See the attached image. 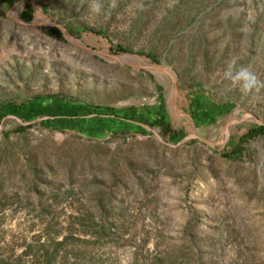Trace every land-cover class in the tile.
<instances>
[{
  "label": "rangeland",
  "instance_id": "374dc122",
  "mask_svg": "<svg viewBox=\"0 0 264 264\" xmlns=\"http://www.w3.org/2000/svg\"><path fill=\"white\" fill-rule=\"evenodd\" d=\"M195 97L225 108L200 121ZM29 104L80 119L4 125L0 264H264V135L240 141L256 123L220 151L168 145L223 141L245 113L264 121V0H12L0 107ZM132 109L163 142L124 122Z\"/></svg>",
  "mask_w": 264,
  "mask_h": 264
},
{
  "label": "trees",
  "instance_id": "16d2710c",
  "mask_svg": "<svg viewBox=\"0 0 264 264\" xmlns=\"http://www.w3.org/2000/svg\"><path fill=\"white\" fill-rule=\"evenodd\" d=\"M11 3H12V0H0V7H7ZM32 18H33V10L31 9L30 6H27L26 10L22 13V19L28 22L32 20ZM50 31L51 33H55V35H57L58 37H61L60 36L61 32L59 29L51 28ZM71 33L73 34V32ZM117 52H126V51L123 48L119 47L117 48ZM149 57L153 58L151 56ZM66 104H67L66 106H70L73 108L78 107V106H72V103L70 101H66ZM78 108H84L85 110L84 109L82 110L84 111L87 110L88 114L94 112L98 114V117H100L103 113L102 112L103 110L96 108V107L95 108L94 107H88V108L78 107ZM190 108L193 111L192 113L194 115V116L192 115V117H197V119L200 121L212 122L216 114L224 110L225 107L216 106V107H211L208 109L204 107L203 102L200 99V97H195L193 101L190 102ZM19 111H21L22 114H20ZM111 114L117 115L115 112H112ZM7 115L17 116L26 122L33 121L37 119L38 117H44L45 115L56 116L54 111H50L49 113L46 114L43 111V109L34 107L33 105H30V104L21 106V107L9 106L8 109H6L5 107L3 108L0 107V123L2 119ZM121 115H122V119L124 120V122L128 123L129 126L142 129L139 125H136L130 122V121H134V122L143 124L146 118V114L142 110L132 109L130 113L125 112ZM156 115L159 118H162L165 115V108H164L163 103H160V107ZM79 119L80 118H74L72 116L56 117L54 119L44 120L40 122L39 125L43 128H51L52 125H58L60 127H65L66 125L73 126ZM104 130L105 129H102V131ZM261 135H264V126H259L256 124L255 126L250 127L249 130L244 135H242V137L240 138V141L250 140V139H253ZM242 150L243 149L241 145L234 146L231 152H222V156L228 159L239 158L240 154L243 152Z\"/></svg>",
  "mask_w": 264,
  "mask_h": 264
},
{
  "label": "water",
  "instance_id": "95a60500",
  "mask_svg": "<svg viewBox=\"0 0 264 264\" xmlns=\"http://www.w3.org/2000/svg\"><path fill=\"white\" fill-rule=\"evenodd\" d=\"M23 24H25V23H23ZM70 38H73V36L70 35ZM88 50L94 51L93 49H89V48H88ZM110 57L114 58L116 60L122 61L120 58H118V57H116L114 55H110ZM142 68L143 69H147V70H156V71L168 72L169 73V70L165 69V68H154V67H142ZM177 91H178L177 80L174 78V94H177ZM50 119H53V118L45 116V117H38L37 119H35L33 121H30V122H25V121L19 119L16 116L10 115V116L5 117L2 120V122L0 124V133H2V131L4 129V125L6 124V122L11 121V120L17 122L18 124H20L22 126H26V125H30V124H34V123H40V122H42L44 120H50ZM246 120H252L257 125L264 126V121H262L260 119H257L256 117H254L250 113H245L243 115V117H241L240 119L234 120V121H232L231 123H229L227 125V127L225 128V131H224V140L223 141L219 140L217 142H213V141H211V139L209 137H200L195 132H193V133L189 134L188 136L184 137L177 144H172V143L168 142V145L170 147L178 148V147H181V146L185 145L186 143H188V142H190L192 140H195L197 142H200V143H203V144L207 145L209 148H211V149H213L215 151H220L221 149H223L225 147V144L230 139L231 128L233 126L239 124V123H242V122L246 121ZM130 122L145 128L148 132H150L153 135H155L158 138L159 141L163 142L162 137L156 132L155 128L150 127V126L145 125V124H142V123L134 122V121H130ZM166 139L169 140L168 138H166Z\"/></svg>",
  "mask_w": 264,
  "mask_h": 264
}]
</instances>
